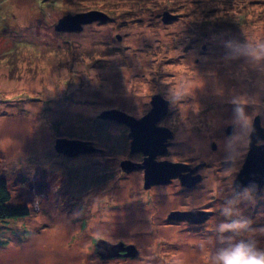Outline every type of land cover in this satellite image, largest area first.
I'll use <instances>...</instances> for the list:
<instances>
[{
    "label": "rangeland",
    "instance_id": "374dc122",
    "mask_svg": "<svg viewBox=\"0 0 264 264\" xmlns=\"http://www.w3.org/2000/svg\"><path fill=\"white\" fill-rule=\"evenodd\" d=\"M91 11L109 21L56 30L65 16ZM165 12L178 20L163 23ZM247 42L264 46V0H0V178L11 204L30 209L0 221V264H203L201 245L215 246L217 209L256 117L264 127V60L248 55ZM158 94L170 102L163 125L175 133L158 161L202 167L193 190L178 182L145 190L143 171L120 167L142 163L130 154L128 128L100 118L110 110L141 118ZM58 138L98 151L67 157L55 150ZM239 207L264 247V194ZM184 209L213 217L166 221ZM100 239L133 245L139 258L102 260Z\"/></svg>",
    "mask_w": 264,
    "mask_h": 264
},
{
    "label": "water",
    "instance_id": "95a60500",
    "mask_svg": "<svg viewBox=\"0 0 264 264\" xmlns=\"http://www.w3.org/2000/svg\"><path fill=\"white\" fill-rule=\"evenodd\" d=\"M177 19L176 15L164 13L163 22L168 23ZM94 21H109V16L99 11H91L77 15H68L60 19L56 25L59 32H80L83 26ZM169 102L163 97L155 96L152 100V110L143 118L136 119L124 112L118 110H110L103 112L100 116L102 119L119 122L131 129V137H133L131 146L132 152H143L147 158L143 165H135L129 161L122 163L121 167L128 172L136 168L145 169L144 187L150 188L155 184H167L172 179L178 177L182 172L187 171L188 166L181 163H172L168 161H156L158 155L166 153V141L172 137L168 129L156 127V123L160 121L168 113ZM228 135L234 133V128L229 127L226 131ZM169 134V135H168ZM264 139V128L261 126L260 118L254 120L251 133V149L249 152L246 166L239 173L235 185L237 192L245 186L246 179L257 178L260 181V187L264 183V146H256L258 140ZM215 149V145H213ZM55 150L58 154L67 157H75L83 154L96 152V148L91 142L80 140H69L66 138H58L55 143ZM198 183V179H193L192 185ZM191 185V186H192ZM203 214V215H202ZM208 213H174L173 216L178 219H188L191 223H202ZM200 220L194 221L193 218ZM96 254L103 260H110L119 257L138 258L139 253L135 246L124 245V243L112 244L103 239L96 242Z\"/></svg>",
    "mask_w": 264,
    "mask_h": 264
},
{
    "label": "clouds",
    "instance_id": "9594fccd",
    "mask_svg": "<svg viewBox=\"0 0 264 264\" xmlns=\"http://www.w3.org/2000/svg\"><path fill=\"white\" fill-rule=\"evenodd\" d=\"M246 50L257 62L264 60V46L253 48L249 42ZM237 121L247 124V117L242 109H237ZM235 157H233V160ZM232 169L225 172L232 175ZM252 198L250 188L232 191L219 205L217 212L222 217L214 226L215 246L201 245L203 264H264V247L255 239L257 230L251 228V221L243 216L240 204ZM264 235V230H260Z\"/></svg>",
    "mask_w": 264,
    "mask_h": 264
},
{
    "label": "flooded vegetation",
    "instance_id": "af4514ba",
    "mask_svg": "<svg viewBox=\"0 0 264 264\" xmlns=\"http://www.w3.org/2000/svg\"><path fill=\"white\" fill-rule=\"evenodd\" d=\"M165 13H168V12H165ZM173 15V14H172ZM177 16V19L175 20H171L170 22L168 23H172V22H175L178 20V15ZM111 20V19H110ZM164 23V22H163ZM168 23H165V24H168ZM155 96H160V97H163L161 94H158V95H155ZM153 96V97H155ZM153 97L151 98L153 100ZM164 98V97H163ZM165 100H167L166 98H164ZM152 100H151V103H150V106L151 108H149V111L148 113L152 110L153 106H152ZM168 101V100H167ZM169 102V101H168ZM119 111V110H118ZM125 113V112H124ZM170 113V102H169V105H168V113L166 114V116H164L160 121H158L156 123V127L158 128H165V129H168L170 132L168 133H171L172 137L170 139H167L166 141V145H167V148H166V153L163 154V155H158L156 157V161H158L159 158H162V157H166L169 155L170 153V148L172 147L173 145V140L175 138V133L174 131L169 128L168 126H165L163 125V122L165 121V119L168 117ZM128 114V113H126ZM129 115V114H128ZM147 115V114H146ZM144 115V116H146ZM132 116V115H130ZM143 116V117H144ZM134 117V116H132ZM141 117V118H143ZM136 118V117H134ZM141 118H136V119H141ZM261 122V121H260ZM119 123V122H117ZM121 124V123H120ZM162 124V125H161ZM254 124V123H253ZM123 125V124H122ZM125 127L128 128V137L130 139V154H135V155H139L141 158H142V163L140 162H132V161H129L135 165H143L145 159L147 158V156L143 153V152H132V146H131V143H132V140H133V137H131V129L126 126V125H123ZM262 126V125H261ZM263 127V126H262ZM234 128V127H233ZM253 128V126H252ZM264 128V127H263ZM227 131V130H226ZM251 133H252V130H251ZM251 133H250V136H249V141H248V147H247V150H246V155L242 161V164H241V168L239 169V171L236 173V175L234 176L233 180H232V186H233V191H236L237 192V186L235 185V181L239 175V173L241 172V170L246 166L247 164V160H248V156H249V152H250V149H251ZM235 134V128H234V133L230 136H233ZM169 135V134H168ZM256 146H264V139H260L257 141V143L255 144ZM215 149H216V146H215ZM98 151V149H96ZM96 153V152H95ZM159 161H168V162H172V161H169V160H159ZM125 162V161H123ZM122 162V163H123ZM122 163L120 164V167L122 165ZM172 163H181V164H184L186 166H188V170L187 171H184L182 172L178 177L172 179L169 183L167 184H155V185H152L150 188L146 189L144 187L145 190H151V189H155V188H165L166 186L168 187L170 184H172L173 182H178L180 183V186L183 187V190L182 191H190V190H193L195 188H197L199 185H201V183L203 182L204 178H203V175L202 173L200 172V166H195V167H192L190 166L188 163H183V162H172ZM226 165L231 167L234 165V161H230V162H226ZM122 172L126 173V174H131L132 172H135V171H143V173L145 172V169L139 167V168H136L135 170L131 171V172H128V171H125L122 167ZM193 179H198V183L195 184V185H192L193 183ZM145 183V182H144ZM192 185V186H191ZM247 188H250L252 190V196L254 198H258V197H261L263 194H264V183L262 185V187H260V181L259 179L257 178H253V179H246L245 181V186L241 189V191H243L244 189H247ZM190 213V212H197V213H208L209 215L206 217V219L202 222V223H191L188 219H178L176 217L173 216L174 213ZM203 215V214H202ZM213 217V212L208 210V209H190V210H174V211H170L168 213V216L166 218V221L169 222L170 224H189L190 226H199V225H204L205 223L208 222V220ZM194 221L196 220H200L199 218L195 217L193 218ZM139 258V256H138ZM138 258H134V259H138ZM114 259H117V258H114ZM118 259H133V258H126V257H119ZM103 260V259H102ZM110 260H113V259H110Z\"/></svg>",
    "mask_w": 264,
    "mask_h": 264
},
{
    "label": "trees",
    "instance_id": "16d2710c",
    "mask_svg": "<svg viewBox=\"0 0 264 264\" xmlns=\"http://www.w3.org/2000/svg\"><path fill=\"white\" fill-rule=\"evenodd\" d=\"M12 198L7 182L0 178V221L18 220L30 215V209L25 205H12Z\"/></svg>",
    "mask_w": 264,
    "mask_h": 264
}]
</instances>
